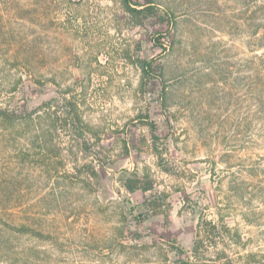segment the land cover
<instances>
[{
    "label": "rangeland",
    "instance_id": "rangeland-1",
    "mask_svg": "<svg viewBox=\"0 0 264 264\" xmlns=\"http://www.w3.org/2000/svg\"><path fill=\"white\" fill-rule=\"evenodd\" d=\"M120 1L0 0V108L31 116L0 123V264H264V0H156L177 27L136 26ZM139 56L164 66L167 106L160 80L140 89ZM68 88L99 138L63 126ZM134 172L170 226L126 190ZM222 217L235 240L195 258L200 224ZM1 220L51 238L3 237Z\"/></svg>",
    "mask_w": 264,
    "mask_h": 264
},
{
    "label": "trees",
    "instance_id": "trees-1",
    "mask_svg": "<svg viewBox=\"0 0 264 264\" xmlns=\"http://www.w3.org/2000/svg\"><path fill=\"white\" fill-rule=\"evenodd\" d=\"M258 1L261 3V0ZM120 4L124 13L128 16V20L133 22L136 26L142 27L147 23L149 19H151L152 17H157L158 14H160L159 18L163 23H168L172 27H177L175 11L170 7L160 9L157 6L156 0H149V4L146 5L142 4L141 0H121ZM263 27L264 23L261 20L258 21L255 25L256 29L254 32V43L255 48L258 51L264 49V33L262 32ZM159 44L164 51L167 50V47L163 42H159ZM260 59L264 61V58L260 57ZM134 63L136 64V67H138V69L141 71L140 89L142 91H145L148 83L151 82L152 79L160 80V82L164 84L162 100L165 106H167V104H169V85H167V81L164 78V66L158 63L157 60H149L145 56H139ZM75 90L76 88H68L64 93L66 97L64 98L63 103L67 110V119L62 120L63 126H70L73 130L78 132L81 138H83L87 133L92 134L94 137H98L97 133L94 132L91 127L84 121V118L80 112V105L76 99V95H74ZM27 117L28 116L22 115L16 111H9L7 109L0 108L1 125L15 127L17 124L22 123L24 120H26ZM28 118L30 119L31 116L29 115ZM150 126H152V128L155 130L156 126L153 123H150ZM121 134L123 136L124 133ZM122 138L124 149L128 154V142L126 141V138L124 136ZM160 141L161 138L159 136L153 135V150L158 158H161L163 155V153L159 151ZM21 156V159L23 161L31 160L32 157L29 153L26 152H21ZM124 187L130 193L141 191L144 194L143 207L145 208V214L147 216H149L150 218L162 216L165 220L166 226H170L172 224V206L167 201L168 197L164 192L155 190V181L151 179L148 173H144L142 175L136 172L132 173V176L125 180ZM221 221V224H217L211 220H204L203 223L200 224L196 233V239L192 251V254L195 258L206 256L207 251H205V249L211 245V240L216 237L223 239V241L225 242L227 240H235L234 238L237 234L236 229H233L229 225H227L224 222L223 217ZM1 222L3 226V237L16 234L21 236H34L42 241H46L51 238L50 235L45 234L42 231H38L37 229L30 227L26 223L15 225L5 220H1ZM136 239L139 240L140 237H137ZM254 256L255 254L251 253L249 255V258H252ZM181 264L192 263L189 260H183L181 261Z\"/></svg>",
    "mask_w": 264,
    "mask_h": 264
}]
</instances>
